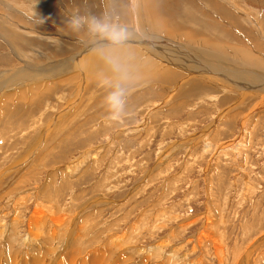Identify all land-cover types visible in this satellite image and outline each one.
<instances>
[{
	"label": "rangeland",
	"instance_id": "374dc122",
	"mask_svg": "<svg viewBox=\"0 0 264 264\" xmlns=\"http://www.w3.org/2000/svg\"><path fill=\"white\" fill-rule=\"evenodd\" d=\"M73 15H106L153 44L117 46L115 71L101 64L108 41L71 31ZM48 66V80L28 75ZM117 84L127 115L113 122L104 97ZM47 207L59 229L30 223ZM209 212L223 264H236L264 232V0H0V264H171L176 249L186 264H220L189 241ZM172 229L160 258L152 248ZM249 261L264 264V243Z\"/></svg>",
	"mask_w": 264,
	"mask_h": 264
},
{
	"label": "bare ground",
	"instance_id": "6f19581e",
	"mask_svg": "<svg viewBox=\"0 0 264 264\" xmlns=\"http://www.w3.org/2000/svg\"><path fill=\"white\" fill-rule=\"evenodd\" d=\"M133 1V0H132ZM46 18V17H45ZM136 29V30H135ZM134 30H133V32H132V35L134 36V37H132V38H128L129 40H133V41H136V40H138V41H141L142 42V44L143 45H145V46H149V44H153V42H150V41H146V40H151V38H149V37H145L144 35H141V34H139L138 33V30H137V28H135ZM95 40V39H94ZM101 40H97V42L95 43V44H97L98 42H100ZM95 42V41H94ZM93 43V42H92ZM91 43V44H92ZM118 48H120V49H125L126 47L124 46V47H116V48H111V49H105L103 52H101L100 51V54H101V64L102 65H107L108 63H109V57H110V55L112 54V53H114V52H116V51H118ZM191 54V56H192V58H197V59H199L198 57H197V55L195 54H193V53H190ZM200 64H202L203 66H205V67H207V68H210V69H212L213 71H216L217 72V70H216V68H215V65L216 64H214V66H213V64H211L210 62L209 63H207V62H200ZM142 65V64H141ZM53 66V65H52ZM52 66H48V67H44L45 69H42L41 70V68L40 69H36L34 72H29V74L28 75H30V78H33V77H35L36 79H42V78H47L46 77V75L45 74H43L44 73V71H48V69L49 68H51ZM217 67V66H216ZM219 67V66H218ZM52 69V68H51ZM34 70V69H33ZM57 71V70H56ZM219 71V70H218ZM25 72V71H24ZM222 72L224 73V74H227L226 76H232V77H235L237 80H239V76H241L240 75V73L239 72H232L231 70H229V69H222ZM9 75H4L3 77H2V82H8V81H10L13 77H15L16 76V74L14 73V71L13 70H10L9 72H7ZM219 73H220V71H219ZM48 76V75H47ZM51 78V77H50ZM16 80V79H15ZM47 80H48V78H47ZM251 80V79H250ZM240 81V80H239ZM244 82H245V80H243ZM22 82H23V80H22ZM21 81H16L15 83L17 84V85H19L20 86V84H24L25 82H23L22 83ZM232 82H234V83H238V82H236V81H232ZM244 82H242V81H240V84H239V86L240 87H243L244 86V84H247V83H244ZM247 82V81H246ZM257 83V82H256ZM85 85V82L84 81H81V83H80V85H78V86H80L79 88L81 89V87H83ZM236 85V84H235ZM257 85L259 86V84L257 83ZM256 86V85H255ZM253 87H254V85H253ZM257 87V86H256ZM244 89V88H243ZM243 89H241V91L243 90ZM254 88H252V90H253ZM261 89H263V88H260L259 90V92H261ZM247 90V91H246ZM246 90H243V92H245V93H247L248 92V90L249 89H246ZM251 90V89H250ZM252 93H254V92H252ZM244 95V94H243ZM260 97H262V95L260 96ZM263 98V97H262ZM260 103V102H259ZM262 104V103H261ZM259 110V109H258ZM149 132V131H148ZM239 140V139H238ZM238 142V141H237ZM232 145H235V143H233ZM231 144H228L227 146H225V145H222V146H220V149H225L226 147H228V146H232ZM229 148V147H228ZM239 153V152H238ZM242 165V164H241ZM48 183V182H47ZM49 183H50V181H49ZM47 188V187H46ZM40 192V191H39ZM39 192H37L36 193V195L39 193ZM55 192V191H54ZM41 193V192H40ZM43 193V192H42ZM47 194L50 196V194L47 192ZM52 194V193H51ZM41 196V194H39V197ZM45 196V195H44ZM136 197V196H135ZM42 198V197H41ZM40 198V199H41ZM46 199V198H45ZM107 200V199H106ZM16 202V201H15ZM107 202V201H106ZM109 202V201H108ZM21 203V202H20ZM95 203H97V201L95 202ZM100 203V202H99ZM124 203V202H123ZM98 204V203H97ZM109 204V203H108ZM37 206L36 207H40L39 206V203H37L36 204ZM51 206H53V204L51 205ZM54 207V206H53ZM35 209L34 211H33V213L31 214V217H29V219H30V223L32 224V225H34V223L36 224L37 222L38 223H40V219H41V216H43L42 217V219L46 216V217H48L50 220H51V222L54 224V225H56L57 227H58V229H59V225H60V223L63 221V217L62 216H58V214H57V212H50V207H47V210L46 211H41L40 209ZM54 208H56V207H54ZM99 208V207H98ZM58 209V208H57ZM51 210H53V209H51ZM94 210V209H93ZM97 210V209H96ZM55 211V210H54ZM16 212V211H15ZM17 213V212H16ZM215 215V214H214ZM86 216V215H85ZM85 216H84V218H85ZM93 216H94V214H93ZM87 217V216H86ZM151 217V216H150ZM203 217H204V221H206V223H205V226L203 225V227L202 228H200V232L199 233H197L194 237H193V239H190L189 241L190 242H192V246H197L198 248H200L203 244H206L205 245V248H209L211 245H212V247H213V249H215L216 250V252H215V254H216V257H217V259L220 261V264H223L224 262H223V256H224V254H225V252H224V246L221 244L222 242H221V240H222V238H221V236H219L218 237V234H217V232L215 231V228H216V224H215V218H214V216L212 215V213L211 212H209V213H206V214H203ZM91 218V217H90ZM46 219V218H45ZM192 218H189V219H187V221H185V224H183V225H188L189 224V221L191 220ZM44 220V219H43ZM42 220V221H43ZM94 220V219H93ZM47 221H48V219H47ZM83 222H85L86 220L84 219V220H82ZM159 221V220H158ZM29 222V221H28ZM80 222V221H79ZM196 222H197V220H196ZM46 223V222H45ZM190 223L192 224V223H194V219H192L191 221H190ZM40 224H42V223H40ZM40 224H38V226L40 227ZM50 224V223H49ZM85 224V223H84ZM44 225V224H43ZM133 225V224H132ZM183 225H180V227L181 226H183ZM83 226V225H82ZM82 226H81V229H82ZM87 226V225H86ZM14 227V226H13ZM31 227H33V228H35L34 226H31ZM50 227V226H49ZM48 227V228H49ZM52 227V226H51ZM189 227V226H188ZM187 226H185V229H187L188 228ZM10 228H11V226H10ZM41 228H42V226H41ZM63 228V227H62ZM36 229V228H35ZM50 229V228H49ZM70 229V228H69ZM134 229V228H133ZM180 229V228H179ZM182 229V228H181ZM183 229H184V227H183ZM213 229V230H212ZM8 230H9V227H8ZM37 230H39L38 229V227H37ZM52 230H54L53 228L51 229V232H52ZM70 230H72V229H70ZM75 230V229H74ZM87 230V229H86ZM43 231H44V228H43ZM55 231V230H54ZM56 231H57V229H56ZM55 231V232H56ZM61 231V230H60ZM76 232H77V229L75 230ZM81 231V230H80ZM83 231L84 232H86L84 229H83ZM83 231H82V233H83ZM132 231V230H131ZM153 231V230H152ZM13 232V231H12ZM35 232V231H34ZM34 232H32V233H34ZM37 232V231H36ZM40 232V231H39ZM128 232H130V231H128ZM133 232V231H132ZM29 233V232H28ZM27 233V234H28ZM41 233V232H40ZM44 233V232H43ZM48 233V232H47ZM46 233V234H47ZM71 233H73V232H71ZM180 233V232H179ZM2 234V233H1ZM30 234V233H29ZM37 234V233H36ZM52 234V233H51ZM53 234H54V232H53ZM57 234V233H56ZM121 234V233H120ZM175 234V236H176V232H175V229H172L171 230V233L169 234V237L167 238L166 237V239H164V241L163 240H161V242L163 243H159V244H157V246H155V247H153L152 249H159V250H165V246L167 245V244H171L172 245V243H171V240H173V235ZM50 235V234H49ZM79 235V234H78ZM80 235H83V234H80ZM126 232L124 231L121 235H114V238H116L117 240H124V238L126 237ZM180 235V234H179ZM28 236H30V235H28ZM36 236H39V235H36ZM35 236V237H36ZM51 237V236H50ZM78 237V236H77ZM85 237H86V234H85ZM129 237V236H128ZM29 238V237H28ZM42 238V237H41ZM58 238V237H57ZM132 238V237H131ZM254 238V237H253ZM31 239V238H30ZM50 239V238H49ZM52 239V238H51ZM130 239V237L128 238V240ZM27 240V239H26ZM43 240V239H42ZM132 240V239H131ZM130 240V241H131ZM166 240V241H165ZM55 241V240H54ZM57 241V240H56ZM84 241V240H83ZM25 242V241H24ZM27 242H29V240L27 241ZM34 242V241H33ZM32 242V243H33ZM44 242V241H43ZM49 242V241H48ZM113 242H115V241H113ZM47 243V242H46ZM53 243V245H54V243L55 242H52ZM120 243H121V241H120ZM119 243V244H120ZM264 243V232L259 236V237H257L256 239L254 238V240H252L251 241V243L246 247V248H243L242 249V251L241 252H238V250H237V253H236V258H235V261L234 262H236V264H249V260L251 259V256H252V254L254 253V251H256V250H258V248H260L261 247V245ZM22 244V243H21ZM25 244L26 243H24V246H25ZM38 244H40V242L38 243ZM50 245H51V243H49ZM48 244V245H49ZM112 244V243H111ZM27 246H28V244H26ZM29 245H30V243H29ZM44 245H45V242H44ZM47 245V244H46ZM52 245V246H53ZM56 245H57V243H56ZM62 245V244H61ZM87 245V244H86ZM98 245V244H97ZM100 245V244H99ZM102 245V244H101ZM117 244H115L114 245V247L116 246ZM133 245H135V243L133 244ZM133 245H131V246H133ZM39 246V245H38ZM73 246V245H72ZM78 246V245H77ZM89 246H90V244H89ZM89 246H88V249H89ZM95 246V245H94ZM28 247H31V246H28ZM59 247V246H58ZM86 247V246H85ZM84 247V248H85ZM93 247V245H91V247H90V249ZM97 247V246H96ZM120 246H118L117 247V249L119 248ZM135 247V246H134ZM36 248V247H35ZM53 248H54V246H53ZM52 248V249H53ZM60 248V247H59ZM94 248V247H93ZM103 248V247H102ZM101 248V249H102ZM166 248H167V246H166ZM194 248H196V247H194ZM202 248V247H201ZM28 249V248H27ZM51 249V250H52ZM55 249V248H54ZM74 249H78V247L77 248H75L74 247ZM89 249V250H90ZM96 249V248H95ZM130 249V248H129ZM137 249L139 250V248L137 247ZM150 249V248H149ZM31 250V249H30ZM75 250V251H76ZM79 251V253H82V251L80 252V249H78ZM82 250H83V247H82ZM142 250V249H141ZM164 250L163 251H161V252H157L156 254L158 255V253H159V255H161L162 254V252H164ZM181 250L182 249H176V251H173L171 254H170V256H171V264H173V261L174 260H172L173 258H175V256L178 254V253H180L181 252ZM42 251V250H41ZM49 251V250H48ZM53 251V250H52ZM55 251H56V249H55ZM75 251L74 252H72L73 254H74V256H75ZM84 251L86 252V250L84 249ZM93 253H94V251H97V250H91ZM90 251V252H91ZM104 251H106V250H104ZM122 251V250H121ZM126 251V250H125ZM132 251V250H131ZM201 251V250H200ZM204 251V250H203ZM203 251L201 252V253H203ZM44 252V251H43ZM54 252V251H53ZM77 251H76V253H78ZM89 252V254L91 255V253ZM99 252H101V251H99L98 250V252H95V254L97 253V254H99ZM127 252V251H126ZM130 252V251H129ZM142 252V251H141ZM145 252H146V250H145ZM154 252V251H153ZM198 252V251H197ZM210 252V251H209ZM49 253V252H48ZM48 253H47V255H45V258L46 259H48V257H46V256H48ZM123 253V252H122ZM161 253V254H160ZM45 254V253H44ZM43 254V255H44ZM51 254V253H50ZM69 254H71V253H69ZM89 254H87L86 253V255H89ZM118 254H121L120 252L118 253ZM139 254V253H138ZM137 254V255H138ZM146 254V253H145ZM26 255H27V253H26ZM25 254H24V256H26ZM29 255V254H28ZM27 255V256H28ZM59 255V254H58ZM77 255H79V254H77ZM100 255H101V253H100ZM142 255H143V253H142ZM158 255V256H159ZM163 255H164V253H163ZM168 255V254H167ZM166 255V256H167ZM38 256V255H37ZM55 256V252H54V255H53V257ZM60 256H61V254H60ZM83 256V258L84 257H87V256H85V255H82ZM97 256V255H96ZM102 256V255H101ZM119 256V255H118ZM124 255H122V257H123ZM162 256V255H161ZM161 256H159L160 258H161ZM202 256V255H201ZM80 257H81V255H80ZM91 257V259H92V256H90ZM135 257V256H134ZM144 257H145V255H144ZM148 257H150L149 255H148ZM151 257H152V255H151ZM154 257V256H153ZM153 257H152V260L154 261V259H153ZM168 257H169V255H168ZM199 257V256H198ZM261 257V256H260ZM28 258H30V255L28 256ZM70 258V257H69ZM79 258V257H78ZM88 258H89V256H88ZM119 258V257H118ZM146 258H147V256H146ZM155 258V257H154ZM157 258V257H156ZM38 259H40L39 257H38ZM38 259H37V261H38ZM55 259H56V257H55ZM65 259H67V258H65ZM77 259V256H76V258H75V260ZM90 259V258H89ZM102 259V258H101ZM117 259V258H116ZM136 259V258H135ZM143 259V258H142ZM145 259V258H144ZM149 259V258H148ZM164 259H165V257H164ZM258 259V258H257ZM21 260V259H20ZM50 260V259H49ZM74 260V261H75ZM79 260H82L81 258H79ZM86 260H88L87 258L85 259V261ZM98 260V259H97ZM118 260V259H117ZM117 260H116V262H117ZM131 260H132V258H131ZM146 260V259H145ZM157 261H158V258L156 259ZM161 260V259H160ZM44 261H46V260H44ZM62 261H63V259H62ZM84 261V260H83ZM92 261V260H91ZM122 261V260H121ZM148 261V260H147ZM163 261V260H162ZM177 261H179L180 263L183 261V263L184 264H186V262H187V260H186V262H185V260H184V256H182V257H177L176 256V260L174 261V263L175 264H177ZM200 261V260H199ZM47 262H48V260H47ZM53 262H54V260H53ZM64 262V261H63ZM155 262V261H154ZM164 262V261H163ZM178 262V263H179ZM234 262H232V263H234ZM45 263V262H44ZM52 263V262H51ZM57 262H55V264H56ZM79 263H80V261H79ZM86 263V262H85ZM87 263H89L88 261H87ZM96 263V262H95ZM112 263V262H111ZM123 263H125L126 264V262H123ZM157 263V262H156ZM170 263V260H169V262H168V264ZM200 263V262H199ZM29 264H30V262H29ZM121 264V263H120ZM164 264V263H163ZM196 264H198V263H196Z\"/></svg>",
	"mask_w": 264,
	"mask_h": 264
},
{
	"label": "clouds",
	"instance_id": "9594fccd",
	"mask_svg": "<svg viewBox=\"0 0 264 264\" xmlns=\"http://www.w3.org/2000/svg\"><path fill=\"white\" fill-rule=\"evenodd\" d=\"M67 26L73 32H77L82 28L86 29L92 36L98 37L100 40L108 41L107 45H102L100 47L99 50L101 52H103L105 48L122 45L130 36V32L126 27L111 23L106 15H73L67 21ZM109 62L112 64L115 71H120V64L115 59L109 57ZM125 97V89L119 84L104 97L107 118L110 121L120 122L126 118Z\"/></svg>",
	"mask_w": 264,
	"mask_h": 264
}]
</instances>
